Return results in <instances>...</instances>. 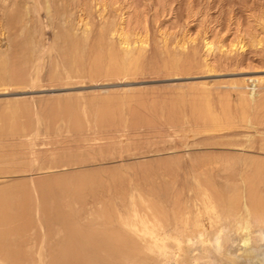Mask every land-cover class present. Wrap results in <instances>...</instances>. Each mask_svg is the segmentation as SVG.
I'll return each instance as SVG.
<instances>
[{"label":"rangeland","instance_id":"1","mask_svg":"<svg viewBox=\"0 0 264 264\" xmlns=\"http://www.w3.org/2000/svg\"><path fill=\"white\" fill-rule=\"evenodd\" d=\"M59 1L0 0V203L6 205L11 196V202L16 203L15 212L11 202L7 210L12 209L24 222H33V234L28 229L25 234L37 240V248L39 245V252L32 254L33 260L20 262L60 264L55 257L61 256L62 246L82 249L85 239L79 246L76 239L69 238L61 219L54 216L75 215L79 204L86 198L92 202L96 194L94 199L103 196L102 205L93 206L96 215L92 213L86 218L87 223L85 219L77 225L70 219V224L82 229L89 227L86 232L93 229L101 238H110L114 233L119 237L126 231L131 243L134 240L128 227L117 221L119 210L123 209V213L127 210L130 214L125 215L133 216L130 210L138 204H141L136 207L139 211L144 204L155 203L154 207L163 211L165 205L172 207L168 212L173 215L178 207L187 204L190 189L205 192L211 187L208 182L214 189L220 185L217 191L209 188L213 196L217 194L215 198L225 196L230 181L233 187L228 184L226 198L230 194L236 196L242 210L247 204L254 208L255 203L254 209L263 210L264 0ZM61 30L66 32L65 36ZM58 34L69 37L64 41ZM26 37L29 42L24 43ZM122 37L128 43H123ZM125 49L130 54L126 55ZM76 107L81 109L80 116ZM65 108L68 112H64ZM210 162L226 169H222L219 177L215 171L197 174L195 167ZM247 168L251 175H246ZM192 177L206 179L197 182ZM250 177L255 180H251L254 186L248 181ZM89 181L93 182L90 183L93 188L85 185ZM196 182L202 186H196ZM235 187L239 190L241 187V193ZM97 188H105L100 189L104 193ZM232 188L239 195L234 196ZM250 188L257 191L250 192L251 201L247 198ZM231 189L233 192H229ZM215 191H221L222 197ZM76 197L81 203H77ZM152 199L156 201L153 203ZM124 204L128 209L132 207L125 209ZM101 211L108 212L110 220L107 216V220L103 218ZM47 214L52 218L50 222L45 220ZM53 226L59 228L58 232L56 227L52 230ZM97 227L105 233L98 234ZM124 228L128 230L122 232ZM227 235L229 241L220 257L264 245L263 226L260 231L253 225V229L231 231ZM86 240L90 245L86 242L89 246H83L92 251L97 264H115L108 254L100 256L101 252ZM69 241H74V245ZM48 246L54 254L59 251L58 255H48ZM61 257L65 259V254ZM179 258L180 252H174L167 264H181ZM71 259L75 261V255ZM137 262L133 264H140Z\"/></svg>","mask_w":264,"mask_h":264},{"label":"bare ground","instance_id":"2","mask_svg":"<svg viewBox=\"0 0 264 264\" xmlns=\"http://www.w3.org/2000/svg\"><path fill=\"white\" fill-rule=\"evenodd\" d=\"M53 1V0H52ZM59 1V0H58ZM62 1V0H61ZM65 1V0H64ZM63 1V2H64ZM82 1H84V0H82ZM73 2H74V0H73ZM88 1H86V3H87ZM102 2V1H101ZM39 3V2H38ZM50 3V2H49ZM59 3H61L60 1H59ZM76 3H78L77 1L74 3V4H76ZM54 3H52V5H53ZM64 4V3H63ZM66 4V3H65ZM64 4V5H65ZM67 4H68V2H67ZM56 5V4H55ZM78 5V4H77ZM85 5V4H84ZM66 6V5H65ZM71 6V5H70ZM74 6V5H73ZM58 7V6H57ZM56 7V8H57ZM61 7H62V5H61ZM64 7V6H63ZM62 7V8H63ZM48 8V7H47ZM54 8V7H53ZM37 9V8H36ZM58 9V8H57ZM50 10V9H49ZM48 10V11H49ZM59 10H61V9H59ZM58 10V11H59ZM55 11V10H54ZM52 12V11H51ZM57 12V11H56ZM49 13H50V11H49ZM52 14H53V12H52ZM67 14H68V12H67ZM66 14V15H67ZM58 16V15H57ZM56 16V17H57ZM54 17H55V15H54ZM59 18H60V16H58ZM67 17H69V15L67 16ZM40 18H41V16H40ZM62 18H64V17H62ZM45 20V19H44ZM59 20V19H58ZM26 21V20H25ZM66 21H67V19H66ZM59 22V21H58ZM34 23V22H33ZM53 23V22H52ZM29 24V23H28ZM34 24H36V23H34ZM40 24V23H39ZM39 24H37L38 26L37 27H39ZM60 24H61V22H60ZM111 24V23H110ZM45 25V24H44ZM54 25V24H53ZM87 26V25H86ZM115 26V25H114ZM24 27V26H23ZM33 27H36V26H33ZM48 27V26H47ZM56 27V26H55ZM60 27H62V26H60ZM71 28V27H70ZM113 28V27H112ZM116 28V27H115ZM25 29H27L26 28V26H25ZM56 29V28H55ZM63 29V28H62ZM72 29V28H71ZM71 29H69V31L71 30ZM104 29V28H103ZM62 31V30H61ZM59 32V33H61L62 34V32H63V35L65 36V34H66V32H65V34H64V30L62 31V32ZM65 31H67V30H65ZM34 32V31H33ZM113 32V31H112ZM120 32V31H119ZM27 34V33H26ZM40 34V33H39ZM86 34V33H85ZM36 35H37V33H36ZM58 35H60V34H58ZM63 35H60V36H62V37H64ZM69 35H72L71 34V32H70V34ZM69 35H68V37H69ZM107 35V34H106ZM31 36V35H30ZM35 36V35H34ZM73 36V35H72ZM61 37V38H62ZM67 37V36H66ZM66 37H64V41H67V40H65V38ZM68 37L66 38V39H68ZM75 37V36H74ZM113 37V36H112ZM24 38V37H23ZM34 38V37H33ZM33 38L31 39V43L34 41L33 40ZM71 38H73V37H71ZM94 38V37H93ZM106 38V37H105ZM108 38V37H107ZM26 40L24 41V43H26V41L27 42H29V37L27 38H25ZM41 39V38H40ZM43 39V38H42ZM70 39V38H69ZM22 40V39H21ZM33 40V41H32ZM36 40V39H35ZM72 40H74V43H75V39L73 38ZM84 40V39H83ZM121 40H123V43H128L127 42V39H126V37H122L121 38ZM57 41V40H56ZM71 42V41H70ZM86 42V41H85ZM24 43H22L21 42V44H24ZM34 43V42H33ZM32 43V44H33ZM65 43V42H64ZM68 43V42H67ZM66 43V44H67ZM82 43V42H81ZM71 44V43H70ZM26 45V44H25ZM25 45L23 46V47H25ZM27 45H29V44H27ZM72 45H74L73 44V42H72ZM86 45V44H85ZM85 45H82V46H85ZM95 45V44H94ZM207 45H209V44H207ZM30 46L32 47V45L30 44ZM30 46H28V47H30ZM75 46V45H74ZM73 46V47H74ZM79 46V45H78ZM80 46H81V44H80ZM89 46V45H88ZM210 46V45H209ZM32 48H34V47H32ZM75 48V47H74ZM81 48V47H80ZM85 48H86V46L84 47V50H85ZM35 49V51H36V48H34ZM77 49V48H76ZM79 49V48H78ZM91 50L90 49V47L88 48L87 47V50ZM82 50V49H81ZM79 51H80V49H79ZM78 51V54H80V52H82V51H80L79 52ZM84 52H86V51H84ZM125 54L126 55H128V54H130V51L127 49H125ZM177 53V52H176ZM84 54H86V53H84ZM190 55V54H189ZM84 56V55H83ZM82 57V56H81ZM179 58V57H178ZM174 59V58H173ZM177 59V58H176ZM181 59V58H180ZM190 60V59H189ZM177 61L179 62V59H177ZM176 61V62H177ZM181 61V60H180ZM175 63V62H174ZM171 64V63H170ZM172 65V64H171ZM174 67L176 66V65H173ZM178 66H179V64H178ZM181 68V67H180ZM259 80V79H258ZM252 94V93H251ZM244 99V98H243ZM205 102V101H204ZM68 105V104H67ZM249 105H250V103H249ZM75 106V105H74ZM244 106V105H243ZM69 108V107H68ZM70 108H71V105H70ZM69 108V109H70ZM75 108V107H74ZM77 108V107H76ZM79 108V107H78ZM77 108V109H78ZM72 109V108H71ZM247 109V108H246ZM79 110V111H78ZM78 110H76V111H78L77 113H78V116H80L79 114L81 113V109H78ZM65 111H67L68 112V110L65 108V110H64V112ZM70 111V110H69ZM51 112V111H50ZM57 112H59V111H57ZM63 112V111H62ZM66 112V113H67ZM73 111L71 110V113H72ZM121 112V111H120ZM59 113H61V111L59 112ZM71 113H70V115H71ZM53 114H56L57 115V113L55 112V113H53ZM83 114V113H82ZM85 114V113H84ZM69 115V114H68ZM52 116V115H51ZM55 116V115H54ZM32 118V117H31ZM81 119H82V117H81ZM211 119V118H210ZM81 121V120H80ZM220 123V122H219ZM218 123V124H219ZM209 124V123H208ZM207 124V125H208ZM211 124V123H210ZM214 124H216V123H214ZM214 124H212V125H214ZM80 125V124H79ZM217 125V124H216ZM205 129V128H204ZM184 156V155H183ZM208 160H210V159H208ZM253 160V159H252ZM261 160V159H260ZM204 161V160H203ZM213 161V160H212ZM208 162V161H207ZM245 162V161H244ZM199 163V162H198ZM215 163V162H214ZM213 162L211 163H207V164H203V165H201V166H198V167H195V166H197L196 164H194V167L195 168H197V170L196 169H192V170H196V172H197V174H199L200 172H203V173H209L210 171H211V173H212V171H215L214 173H215V176H216V174L218 175V177H219V175H220V172L222 171V169H226V166H220V165H218V164H214ZM220 163H222V162H220ZM230 163V162H229ZM232 163V162H231ZM230 163V164H231ZM193 164V163H192ZM200 164H201V161H200ZM238 164H239V162H238ZM241 164V163H240ZM254 164V163H253ZM252 164V165H253ZM260 164V163H259ZM227 166H228V163L226 164ZM233 165V164H232ZM231 165V167L233 168V166ZM242 165V164H241ZM193 166V165H192ZM246 166V165H245ZM184 167V166H183ZM193 167V168H194ZM242 167V166H241ZM175 168V167H174ZM182 168V167H181ZM185 168V167H184ZM187 168H188V166H187ZM190 168V167H189ZM230 168V167H229ZM232 168H230V169H232ZM171 169V168H170ZM234 169V168H233ZM242 169V168H241ZM253 169V170H252ZM252 172L254 171V168L252 167ZM169 170V169H168ZM223 170V171H224ZM236 170V169H235ZM245 170V169H244ZM247 170H248V168H247ZM250 170V169H249ZM249 170L246 172V170H245V172H246V175H247V173H249ZM174 171V170H173ZM181 171H182V169H181ZM186 171H188V170H186ZM185 171V172H186ZM230 171V170H229ZM233 171V170H232ZM232 171H230V172H232ZM16 172V171H15ZM194 172V171H193ZM226 172H227V170H226ZM262 172V171H261ZM259 173L260 175L263 173ZM188 173V172H187ZM187 173H186V175H187ZM211 173H209V174H211ZM156 174V173H155ZM180 174H183V172L181 173L180 172ZM185 174V173H184ZM193 174V173H192ZM196 174V175H197ZM223 174V173H222ZM232 174H233V172H232ZM241 174V173H240ZM242 174H243V172H242ZM254 174H255V172H254ZM188 175H189V173H188ZM195 175V174H194ZM202 175V174H201ZM213 175V174H212ZM224 175H226V173L224 174ZM244 176L243 178L245 179V177H247V176ZM249 175H251L250 173H249ZM172 175H170V177H171ZM184 176V175H183ZM211 176V175H210ZM215 176H213L214 178H215ZM227 176V175H226ZM241 176V175H240ZM255 176V175H254ZM186 177V176H185ZM200 177V176H199ZM207 177H208V175H207ZM224 177V176H223ZM234 177V176H233ZM238 177V176H237ZM242 177V176H241ZM253 177V176H252ZM256 177H257V175H256ZM155 178V177H154ZM158 178V177H157ZM157 178L155 179L156 181H157ZM173 178H174V176H173ZM188 178V177H187ZM195 177H192V179H194ZM202 179L203 178H205V177H201ZM200 178V179H201ZM209 178V177H208ZM217 178V177H216ZM228 178V177H227ZM243 178H241L240 180L242 181L243 180ZM255 178V177H254ZM91 179V178H90ZM184 179V178H183ZM189 179V178H188ZM198 179V178H197ZM199 179V180H200ZM202 179L200 180L201 182H202ZM206 179V178H205ZM221 179V178H220ZM231 179H233V178H231ZM247 179V178H246ZM253 179V178H252ZM251 179V177H250V179L248 180V181H251L252 180ZM104 180V179H103ZM106 180V179H105ZM154 180V181H155ZM185 180V179H184ZM195 180H196V178H195ZM199 180H196L197 182H199ZM258 180H259V178H258ZM258 180H257V182H258ZM82 181H84V179H82ZM82 181H81V183L80 184H82ZM91 181V180H90ZM89 181V183L88 182H86V183H88V184H86L85 183V185H90V183H93V182H90ZM122 181H124V180H122ZM165 181V180H164ZM168 181V180H167ZM187 181V180H186ZM186 181H183L184 183L186 182ZM190 181H192V180H190ZM189 181V182H190ZM206 181V180H205ZM217 181V180H216ZM215 181V182H216ZM223 181V180H222ZM238 181V180H237ZM240 181V182H241ZM245 181V180H244ZM248 181H246V182H248ZM252 181H255L254 179L252 180ZM252 181H251V184L253 185L254 183H252ZM263 181H264V179H263ZM100 182V181H99ZM193 182V181H192ZM196 182V183H197ZM201 182L200 183H197L196 184V186H202L201 185ZM230 182V181H229ZM229 182H228V184H229ZM22 183V182H21ZM98 183V182H97ZM154 183V182H153ZM158 183H161V182H159L158 181ZM157 182H156V184H158ZM183 183V184H184ZM187 183V182H186ZM205 183V182H204ZM209 183V182H208ZM207 183V185H208V187H209V185L212 187V185H211V182H210V184H208ZM213 183V182H212ZM239 183V182H238ZM241 183H242V185H241ZM239 185H241V186H244V184H245V182L243 183V181L241 182ZM249 183V182H248ZM84 184V183H83ZM102 184L103 183H101V185L100 186H102ZM116 184V183H115ZM156 184L154 185V186H156ZM166 184V183H165ZM193 184V183H192ZM216 184V183H215ZM226 184V183H225ZM228 184H226L227 186H228V190H229V185ZM232 184V183H231ZM234 184V183H233ZM237 184V183H236ZM84 185V186H85ZM93 185V184H92ZM94 185H95V182H94ZM122 185V184H121ZM204 185V184H203ZM206 185V186H207ZM217 185H219V184H217ZM249 185H250V183H249ZM248 185V186H249ZM255 185H258V184H256L255 183ZM5 186V185H4ZM91 186V185H90ZM158 186V185H157ZM195 186V187H196ZM220 186V185H219ZM218 186V187H219ZM231 186V185H230ZM247 186V185H246ZM246 186H245V188H246ZM247 186V187H248ZM251 186V185H250ZM249 186V187H250ZM254 186V185H253ZM252 186V187H253ZM263 186H264V183H263ZM86 187V186H85ZM92 187V186H91ZM104 187V186H103ZM122 187V186H121ZM149 187V186H148ZM152 187V186H151ZM192 187H194V186H192ZM204 187H205V185H204ZM207 187V188H208ZM211 187H209V188H211ZM216 187V186H215ZM218 187H216V188H218ZM231 187H233V186H231ZM238 187V186H237ZM249 187H248V189H249ZM255 187H257V186H255ZM7 188H9V187H7ZM88 188H89V186H88ZM93 188V187H92ZM128 188H129V186H128ZM186 188V187H185ZM190 188H191V185H190ZM207 188H204V189H206L207 190ZM208 188V190L207 191H203V189H202V191L201 190H198V188H196L197 190H194V188H192L194 191H192L191 189H190V194H189V197H187L188 199H187V204L185 205V203H184V201H183V203H184V205H183V207H178V210L177 211H175V212H173L174 214L173 215H171V214H169V209H171V208H169L168 206H166L165 205V207L167 208V210H166V208L165 207H163L162 205H160V206H162V208L164 209L165 208V210L163 211V210H161V208L159 207V205L157 206V204H156V206L157 207H159L160 209H156V207H154V205H155V201L157 200L156 198V200L154 201L153 199V203H154V205L153 206H151L152 204H144L142 207H144V208H141L142 210H139L138 211V208H136L138 205H141V204H138L134 209H132V210H130V208L132 207L131 205H129V206H131V207H129V209L128 208H126V206H125V204H124V207H125V209H128V210H130V212L132 213V212H134V214H133V216H126L125 215V212L127 211H124V213L122 212L123 211V209H122V211L121 210H117V208H116V210L118 211V219H117V221H119L120 222V224L122 223L123 224V226H125V227H128V229H122V232H123V230H128L129 231V234L131 235V239H133L134 241L131 243V241L129 240V238H128V236H127V232L126 231H124V233H120V236L118 237L117 235V233H114V234H112V236H109L110 238H106V237H99L94 231L95 230H91V231H93V232H89V230H90V228L87 226V225H85L86 223H87V219L86 218H88L89 217V215H91L92 213L94 214V208H93V206L95 205V204H97L96 206H98V205H102V198L101 197H103V196H99L100 198H98V197H96L95 199H94V197L97 195H95L94 197H92L93 196V193L91 192V194H89V192H88V194L89 195H92L91 197L93 198V201L91 202V201H89V198H88V201L89 202H87L86 201V199H85V201H84V203H82V204H79V203H81V201L78 203V198L76 197V200H77V203L79 204V207L77 208V211H76V214L75 215H73V214H60V215H58V216H54V214H52L54 217H56L57 219H61V222L62 223H64L66 226H64V227H66V229L68 230V236H69V238L72 236V238H73V240L74 239H76L75 240V242L80 246V243H81V240L83 241L84 239V241H85V244H84V242H82L84 245H85V247L87 248V246H89L90 245V242H87V240L86 239H88L89 241H91V243H92V245H91V247L92 246H95V247H93V248H97L98 250H99V252H101V254H99L100 256L102 255V256H105V255H103L102 253H106V255L108 254V256L110 257V259H114L115 261V264H133L134 262H136V260H138V262L137 263H140V264H150V262H153V263H155V264H167L168 262H170L169 260L171 259V258H173V255H174V252L175 253H177V252H180V258H179V260L181 259V264H199V262L200 261H202V263L201 264H211V263H214V261H218V260H222V259H226V258H229V254H227V253H224L223 254V256H219V254L221 253L222 254V251L224 250V247H225V244L226 243H228L227 242V240L229 241V239H228V235L227 234H229L231 231H238V230H249V229H253V225L254 226H256V227H259V231H260V229H262V226L264 227V208H263V206L264 205H261V207L263 208V210H256V209H254L255 207H256V203H255V207L253 208V206H252V208H250L251 206L249 205V204H245L246 206H244V210H242V207L240 208V204H242L241 202H239V204H238V199H236V196L235 195H239V193L237 194L236 192H238V191H235L234 190V188H232L233 190H234V192L236 193H234V198L236 199V200H234V198H233V196L230 194L229 196H228V198H226V196L228 195V190L226 191L227 192V195H226V192H225V196L223 197V198H220L219 199V197H218V199H217V196H216V198H215V195H217V194H215V193H213V194H215L214 196L212 195V192L210 191V189ZM213 188V190H216V188L214 189V187H212ZM221 189H222V187H220ZM224 188V187H223ZM239 188V187H238ZM244 188V187H243ZM80 189V188H79ZM91 189V188H90ZM98 190H99V192L101 191V190H104V189H99V188H97ZM149 189V188H148ZM156 190L158 189V188H155ZM154 189V190H155ZM199 189H201V188H199ZM221 189H219V190H221ZM231 189V190H232ZM235 189H237L236 187H235ZM253 189V190H252ZM250 188V191L248 192L247 191V193H249V195L247 196V198L248 199H250V201L252 200L251 198H249V196H251V194H250V192L251 193H253L254 192V190H255V192H257V191H259V188L257 187V191H256V189L255 188ZM262 189V188H261ZM8 190V189H7ZM11 190V189H10ZM84 190V189H83ZM86 190V189H85ZM89 190V189H88ZM94 190H95V188H94ZM94 190H93V192H94ZM112 190V189H111ZM132 190V189H131ZM185 190V189H184ZM212 190V191H213ZM229 191V192H233V190L232 191ZM237 190H239V189H237ZM240 190H241V187H240ZM239 190V192L241 193V191ZM5 191V190H4ZM9 191V190H8ZM7 191V192H8ZM82 191V190H81ZM90 191H92V189L90 190ZM105 191V190H104ZM128 191H129V189H128ZM217 191V190H216ZM215 191V192H216ZM222 191V190H221ZM221 191H219V192H221ZM224 191H225V189H224ZM263 191V190H262ZM10 192V191H9ZM14 192V191H13ZM22 192V191H21ZM66 192V191H65ZM83 192V191H82ZM98 192V193H99ZM156 192V191H155ZM159 192V191H158ZM214 192V191H213ZM219 192H216V193H219ZM242 192H244V190L242 191ZM24 193V192H23ZM61 193V192H60ZM74 193V192H73ZM96 193V192H95ZM102 193H104V192H102L101 191V194ZM111 193V192H110ZM119 193V192H118ZM151 193V192H150ZM153 193V192H152ZM222 193V192H221ZM246 193V192H245ZM247 193H246V195H247ZM1 194V193H0ZM4 194V193H3ZM62 194V193H61ZM60 194V195H61ZM85 194H86V192H85ZM87 194V195H88ZM179 194V193H178ZM185 193H183V197L185 196L184 195ZM220 194V193H219ZM218 194V195H219ZM254 194V193H253ZM84 195V194H83ZM86 195V196H87ZM104 195V194H103ZM112 195V194H111ZM152 195V194H151ZM221 195V194H220ZM219 195V196H220ZM222 195H223V193H222ZM222 195H221V197H222ZM262 195H263V192H262ZM1 196V195H0ZM9 196V195H8ZM131 196V195H130ZM152 196H154V195H152ZM231 196V197H230ZM256 196V193H255V195H254V197ZM61 197L62 198H64L62 195H61ZM74 197H75V195H74ZM85 197V196H84ZM124 197V196H123ZM157 197V196H156ZM168 197H169V195H168ZM175 197H176V195H175ZM243 197V196H242ZM9 198V202H11V196H9L8 197ZM16 198V197H15ZM62 198H60L61 200H63L64 201V199H62ZM107 198V197H106ZM134 199H135V197H133ZM152 198H154V197H152ZM163 198H164V196H163ZM232 198H233V200H232ZM241 198V196L239 197V199ZM246 198V199H247ZM256 198V197H255ZM260 198H261V196H260ZM259 198V199H260ZM75 199V198H74ZM82 199V198H81ZM80 199V200H81ZM137 199V198H136ZM135 199V200H136ZM146 199H148V198H146ZM167 199V198H166ZM184 199V198H183ZM243 199V198H242ZM12 200H14V199H12ZM60 200V201H61ZM119 200V199H118ZM130 200V199H129ZM149 200H150V198H149ZM174 200H175V202H176V200L177 199H175L174 198ZM180 200V199H179ZM185 200H186V197H185ZM254 200H257V199H254ZM253 200V203L255 202ZM1 201V200H0ZM17 201V200H16ZM63 201H61V202H63ZM66 201V200H65ZM65 201L63 202V203H65ZM114 201H116V200H114ZM131 201V200H130ZM129 201V202H130ZM145 201V199H143V203H145L144 202ZM182 201V200H181ZM242 201V200H241ZM260 201V200H259ZM261 201H262V203H264L263 201L264 200H262L261 199ZM5 203H7V201L5 200L4 201ZM7 203L6 205L4 204V203H0V229H1V226H5L6 228L3 230V229H1L0 230V261H3V262H5V260L7 259V260H9L8 262V264H22L20 261H22L23 260V262L25 261V262H27V261H29V258H30V260L32 259L33 260V258H32V254L33 253H38L39 251H38V248H39V245H38V248H37V240H34L33 239V237L31 236H28V235H26L25 234V231L27 232V229L29 230V232L28 233H32L33 234V230H34V228H33V222L31 221V220H29V221H22L21 219H20V215H18V214H14V213H12V212H15V209H14V205L16 204L15 202H11V206H13V211H12V209H11V211L10 210H7V205L8 204H10V203ZM17 202H19L20 203V201H19V199H18V201ZM113 202V201H112ZM132 202V201H131ZM147 202H148V200H147ZM161 202H163V201H161ZM243 202H244V200H243ZM246 202H248V201H246ZM76 203V204H77ZM142 203V204H143ZM151 203V202H150ZM158 203V202H157ZM177 203V202H176ZM250 203V202H249ZM252 203V205H254ZM257 203H258V201H257ZM261 203V202H260ZM13 204V205H12ZM66 204V203H65ZM128 204V203H127ZM130 204V203H129ZM132 204V203H131ZM159 204V203H158ZM173 204V203H172ZM171 204V205H172ZM21 205V204H20ZM259 205V204H258ZM260 205H259V207H258V209L260 208ZM10 206V205H9ZM23 206V205H22ZM62 206V205H61ZM68 206V205H67ZM128 206V205H127ZM242 206V205H241ZM100 207V206H99ZM121 207V206H120ZM123 207V208H124ZM140 207V206H139ZM11 208V207H10ZM23 208V207H22ZM21 208V209H22ZM61 208V207H60ZM59 208V209H60ZM93 208V209H92ZM174 208H175V205H174ZM17 209V208H16ZM48 209V208H47ZM69 209H71V207L69 208ZM119 209H121V208H119ZM124 209V210H125ZM140 209V208H139ZM24 210V209H23ZM57 210V209H56ZM115 210V211H116ZM134 210V211H133ZM144 210V211H143ZM171 210H173V209H171ZM18 211L20 212V209L18 208ZM61 211V210H60ZM65 211H67L66 209H65ZM73 211L75 212V210H74V208H73ZM72 211V212H73ZM116 211V212H117ZM16 212H17V210H16ZM23 212V211H22ZM45 212V211H44ZM52 212V211H51ZM55 212V211H54ZM102 212V211H101ZM100 212V215L101 214H103L104 212H102L101 213ZM113 212V211H112ZM129 212V211H128ZM128 212H126V213H128ZM106 213H108V212H106ZM105 213V214H106ZM20 214H22V213H20ZM46 214V213H45ZM105 214H103L102 215V217L104 218L105 216H107V214L105 215ZM112 214V213H111ZM128 214H130V213H128ZM94 215H96V214H94ZM116 215V214H115ZM132 215V214H131ZM47 216V219H45L46 221L49 219L48 218V214L46 215ZM51 216V215H50ZM49 216V217H50ZM33 217V216H32ZM111 217V216H110ZM110 217H108L107 216V218H109V220H110ZM34 218H36V217H34ZM107 218L105 217V219L107 220ZM113 218V217H112ZM52 218L50 217V219H49V222H50V220H51ZM70 219H72L73 220V222L74 223H76V225L78 224L77 222L78 221H80V220H85L86 219V223L83 225V226H86V227H88L89 228V230H88V232H86L87 231V229L88 228H86V229H82V226L81 227H78V226H75V227H73L71 224H70ZM104 219V220H105ZM28 220V219H27ZM39 220V219H38ZM43 220V219H42ZM18 221H21V222H18ZM36 221V220H35ZM34 221V222H35ZM40 221V220H39ZM53 221V220H52ZM51 221V222H52ZM59 221V220H58ZM80 222H82V221H80ZM79 222V223H80ZM40 223V222H39ZM45 223V222H44ZM55 223V222H54ZM72 223V222H71ZM89 224L91 223V222H88ZM105 223V222H104ZM108 223V222H107ZM43 225V223H40V225ZM51 224H53V223H51ZM94 223H92V225H93ZM106 224V223H105ZM41 225V226H42ZM48 226L49 224H48V222L47 223H45V226ZM55 225V224H54ZM58 225V224H57ZM80 225V224H79ZM50 226V225H49ZM94 226V225H93ZM97 226V225H96ZM100 226V225H99ZM108 226H110V225H108L107 224V227ZM56 227V229H57V226H55ZM55 227L53 226V229L52 230H55ZM59 227V226H58ZM62 227V226H61ZM91 228H92V226H90ZM106 227V226H105ZM48 228V227H47ZM47 228H45V229H47ZM98 228V227H97ZM100 228V227H99ZM99 228L98 229H96V230H98V234L99 233H102V232H104L105 233V230H103V231H100L99 230ZM110 228V227H109ZM108 228V229H109ZM123 228V227H122ZM255 228V227H254ZM30 229H32L31 230V232H30ZM45 229H44V231H45ZM59 229V228H58ZM58 229H57V231H55V232H58ZM103 228H101V230H102ZM106 229V231H107V228H105ZM116 229V228H115ZM49 230V229H48ZM60 230H61V232H62V229L60 228ZM113 230V229H112ZM49 232H51V230L49 231ZM54 232V231H53ZM66 232V231H65ZM116 232V231H115ZM46 233H48L47 231H46ZM111 233H113L112 231H111ZM31 234V235H32ZM55 234V233H54ZM64 235H65V233H63ZM62 234V235H63ZM67 234V233H66ZM108 234H109V230H108ZM17 235V236H16ZM47 235H49V234H47ZM56 235H58V233L56 234ZM103 235V234H102ZM105 235V234H104ZM109 235H111V234H109ZM14 236H16V242H15V240H13L14 239ZM54 236V235H53ZM59 236V235H58ZM66 236V235H65ZM117 236V237H116ZM127 236V237H126ZM262 236V235H261ZM45 237H46V234H45ZM56 237V236H55ZM130 237V236H129ZM133 237V238H132ZM264 237V236H263ZM49 238V237H48ZM48 238H45L46 240L45 241H47L48 240ZM63 238V240H64V236L62 237ZM68 238V237H67ZM43 239V238H42ZM53 239H54V237H53ZM49 241V240H48ZM47 241V242H48ZM62 241V240H61ZM65 241V240H64ZM50 242V241H49ZM70 242V241H69ZM79 242V243H78ZM86 242L87 243H89V245H87L86 244ZM43 243V242H42ZM68 243V242H67ZM67 243H65L64 245H66ZM71 243V242H70ZM50 244V243H49ZM74 245V241H73V243H71V245ZM83 244H82V246H81V248L82 249H80L79 250V248L78 247H76V248H78V250L76 249V248H74L75 247V245L73 246V248L72 247H64V246H62V254H61V256L62 255H64L65 254V259H63V257H61L60 255H58L57 253L59 252H57V251H55V252H57V253H55L54 254V251L52 250L53 248H51V247H49L48 246V249H47V254L48 255H55L56 256V254L60 257H58V256H56V257H58V259L59 260H56V257H55V261L57 262H60V264H95L96 262H95V256L91 253V252H89V250H87V249H85V247L83 246ZM42 245L43 244H41V247H42ZM58 245V244H57ZM62 245V244H61ZM61 245H59V247L61 246ZM68 245V244H67ZM52 246V245H51ZM57 247V246H56ZM259 247V246H258ZM258 247H255V248H258ZM89 248V247H88ZM254 248V249H255ZM55 249V248H54ZM70 249V250H69ZM85 249V250H84ZM92 249V248H91ZM110 249L112 250V251H110ZM55 250H57V249H55ZM133 251V252H132ZM228 251V250H227ZM74 252V253H73ZM88 252L90 253V254H88ZM95 252H96V250H95ZM98 252V251H97ZM96 252V253H97ZM241 253H243V252H241ZM75 255V258H76V260L75 261H73L71 258H72V256H74ZM240 254V253H239ZM3 255L4 256H6L5 258H2L3 257ZM38 255H40V254H38ZM66 255H67V257H66ZM89 255H92V257L90 256L89 257ZM99 255H98V258H99ZM226 255V256H225ZM229 255V256H228ZM37 256V255H36ZM225 256V257H224ZM46 257V256H45ZM71 257V258H70ZM103 259L102 260H104V257H102ZM38 259V258H37ZM44 259V258H43ZM40 260H41V256H40ZM40 260H38V261H40ZM47 260V259H46ZM175 260V259H174ZM42 261V260H41ZM171 261H172V259H171ZM177 261V260H176ZM2 262V263H3ZM43 262H45V261H43ZM48 262H50V260L48 259ZM173 262H175V261H173ZM211 262V263H210ZM31 263H32V261H31ZM39 263V262H38ZM54 263V262H53ZM5 264V263H4ZM41 264V263H40ZM55 264V263H54ZM97 264V263H96ZM114 264V263H113ZM175 264H178V262L176 263L175 262Z\"/></svg>","mask_w":264,"mask_h":264},{"label":"water","instance_id":"3","mask_svg":"<svg viewBox=\"0 0 264 264\" xmlns=\"http://www.w3.org/2000/svg\"><path fill=\"white\" fill-rule=\"evenodd\" d=\"M211 264H264V245Z\"/></svg>","mask_w":264,"mask_h":264}]
</instances>
